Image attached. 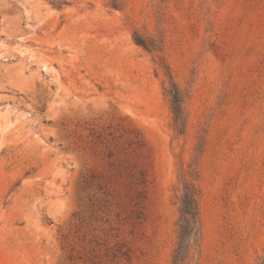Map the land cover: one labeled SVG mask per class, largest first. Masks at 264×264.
Returning <instances> with one entry per match:
<instances>
[{
  "label": "rangeland",
  "instance_id": "1",
  "mask_svg": "<svg viewBox=\"0 0 264 264\" xmlns=\"http://www.w3.org/2000/svg\"><path fill=\"white\" fill-rule=\"evenodd\" d=\"M193 168L188 264L264 263V0H0V264H173Z\"/></svg>",
  "mask_w": 264,
  "mask_h": 264
},
{
  "label": "trees",
  "instance_id": "2",
  "mask_svg": "<svg viewBox=\"0 0 264 264\" xmlns=\"http://www.w3.org/2000/svg\"><path fill=\"white\" fill-rule=\"evenodd\" d=\"M122 3L123 0H111V7L120 9ZM134 41L150 52L160 50V46L155 40L146 38L137 32L134 34ZM167 93L170 98L175 129L179 135H183L187 128L186 96L172 78ZM197 176L196 172L194 174L193 168V171L190 172L192 179L190 181L184 180L182 184V193L179 200L178 244L174 253L173 264H188L192 250L197 248L200 243V189L194 183V177Z\"/></svg>",
  "mask_w": 264,
  "mask_h": 264
}]
</instances>
